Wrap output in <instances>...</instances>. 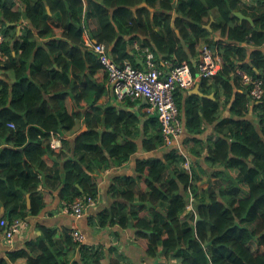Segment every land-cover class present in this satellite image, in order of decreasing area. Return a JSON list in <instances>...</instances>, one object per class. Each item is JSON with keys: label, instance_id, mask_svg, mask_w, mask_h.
<instances>
[{"label": "trees", "instance_id": "16d2710c", "mask_svg": "<svg viewBox=\"0 0 264 264\" xmlns=\"http://www.w3.org/2000/svg\"><path fill=\"white\" fill-rule=\"evenodd\" d=\"M17 1L20 10L0 0V54L5 55L0 61V206L6 219L39 214L45 199L52 197L38 191L39 174L57 169V158L64 153L49 148L50 133L65 134L82 118L88 128L75 136L73 157L63 156L62 178H57L59 197L69 203L88 194L97 200L92 174L121 166L138 151L133 140L141 131L134 135L132 129L139 127L140 119L112 105L97 104L107 97L106 73L101 81L95 79L101 67L81 45L92 21L96 27L87 29L91 39L107 46L120 64L131 57L134 42L173 65L187 62L175 59L181 40L188 43L190 53L194 45L199 51L204 45L218 47L222 68L212 83L203 78L201 86L221 94L234 118L229 133L217 130L221 138L208 148L206 159L218 171L206 181L204 171L191 166L189 172L184 158L168 150L162 158L139 161L137 176L116 190L121 204L89 218L90 225L131 230L150 264H264V98L246 107V91L234 75L241 68L264 82V0L253 1L252 22L234 15L238 0H176L174 19V0ZM213 12L219 17L209 36L202 21ZM50 20L59 26L60 40L47 23ZM155 27L162 32H155ZM41 39L46 40L42 46ZM251 43L250 48L244 46ZM9 69L14 78L5 74ZM72 72L75 77L70 80ZM195 101L190 96L185 103L183 135L197 136L202 123L216 119L218 100L204 99L202 106ZM250 109L254 121L248 118ZM143 127L148 139L141 140L142 150L162 148L158 118L154 115ZM120 137L131 140L121 143ZM189 140L199 144L195 137ZM189 203L191 211L186 208ZM59 237L57 231L44 229L25 249L0 258V264H69L62 249L55 248ZM63 240L65 246L74 244L66 232ZM74 246L80 258L71 264H128L113 254L115 246L106 255L101 246Z\"/></svg>", "mask_w": 264, "mask_h": 264}, {"label": "crops", "instance_id": "0c3cea01", "mask_svg": "<svg viewBox=\"0 0 264 264\" xmlns=\"http://www.w3.org/2000/svg\"><path fill=\"white\" fill-rule=\"evenodd\" d=\"M9 3L15 4L14 9H21L22 4L17 0H6ZM239 4L238 7L235 9L234 13H238L239 15H242L246 18H251V6L254 4V0H238ZM19 2V3H18ZM175 5L176 0L173 2V12H172V18H175ZM151 15L153 14V11L150 10ZM217 13L213 12L208 17L204 18L202 21L203 28L207 31V34L209 36L213 33L212 26L218 20ZM173 18V19H174ZM252 20V19H251ZM92 22V21H91ZM89 23V27H87L88 30L94 29L96 26L94 22ZM50 28L55 30V37L59 39L60 32L58 27L54 22L47 21ZM92 25V27H91ZM85 34L82 38V47L84 50L91 53L90 47H86L84 42L86 40H91V36L88 33ZM96 30V29H95ZM155 32H162V29L155 27ZM20 32V28H17V34ZM214 35V34H213ZM212 35V36H213ZM53 38V37H52ZM60 40V39H59ZM46 40L41 39L38 40L39 45H43V43ZM48 41V40H47ZM182 43L178 45L181 46V52L176 56L177 58L181 59L182 61L187 60V62L183 64H187L188 67L191 68L192 73L196 76V66L200 59V52H199V46L194 45V53H190L189 45L188 43L184 42V40H181ZM137 43V42H135ZM133 46V45H132ZM177 47V48H178ZM132 51H130V58L127 60L130 62V64L136 68H144V56L143 53L135 49L134 47L130 48ZM150 49V48H149ZM264 49V47L262 48ZM92 54V53H91ZM93 55V54H92ZM112 55V54H111ZM94 56V55H93ZM114 56V55H113ZM112 56V57H113ZM175 56V55H174ZM95 58V57H94ZM161 58V56H159ZM5 59V55L2 53L0 54V61ZM164 61L167 62L166 57L161 59H156L155 62L159 64L160 66L163 65ZM163 62V63H162ZM14 71L12 69L6 70L5 74L8 75L9 78H14L13 75ZM104 71L101 69L95 76V79L97 81H101L104 75ZM75 77L74 73H70V80H73ZM210 82L207 84L212 83V80H209ZM10 83V82H9ZM60 85V84H58ZM67 85H65L66 87ZM63 87V88H65ZM105 88L107 92V97H104V99H101L97 102V104L101 107L106 106L107 104L114 106L118 111L123 112H130L135 114L138 119H140L139 127L133 128L132 133L135 135V132L138 131L140 134H138L137 140H133L138 144V151L131 156V158L124 163L121 166H110L105 170L94 172L92 174V178L95 179L97 184V203L94 208H90L87 213L84 215L82 219L79 221H74L73 218L65 212V206L64 202L65 200L59 197V187H57L58 177L62 178V165H63V156H66V158H72L73 157V151L71 150L74 138L76 135L80 134L82 131H86L87 125L83 121V118L79 121H76L75 128L67 133L64 134L65 140L63 141V149L64 153L61 155V157L58 159L57 162H59V166L57 169L50 168L48 170V175H40V185H39V192L40 194H43L45 192H49L52 197L45 199V206L43 210L39 214L36 215H29L25 218L27 226H25L17 235H15L12 239V242L10 244L5 242V230L0 227V258L6 256L11 251H18L21 249H25V245L28 243L34 242V239L39 237L44 229H51L57 231V237L56 241H59V243L56 245L55 248L62 249L64 252L65 259L68 261L69 264L73 262H78L80 258V251L78 247L73 246H65L63 245L64 240V234L65 232L69 234V230L73 225H76L78 229L85 234L86 241L85 244L88 246H101L103 254L106 255L109 253V250L112 246L116 247V251L113 252V254L116 256V258L120 259L122 262L125 261V263L128 264H150L151 262L146 259L137 245V242L134 237V233L127 229V230H121L117 226L112 228H99L97 225H90L88 222V219L91 217H95L100 212L107 210L108 208L112 206H119L121 204V199L118 195H116V190L123 188L121 185L124 183V181L127 178H132L137 176V172L135 169L136 164L139 161L142 160H150V159H156V158H162L164 153L168 150H176L178 147H180L185 153L188 154L189 157V164L194 167L197 166L201 171H204L206 174L202 177V181H206L207 177L210 176L212 173L217 172L218 168H214L211 166L206 157H207V151L209 146L212 144V142H215L216 139L221 138L220 133L217 131L219 130L222 133H229L230 128V120L233 117V115L229 112V107H227L224 104V97L221 94H216V91L214 89L206 88L201 86V80L196 78L195 84L192 89L186 91L178 90V93L176 94L175 100L179 102V106L177 103V106L179 108V115L178 118H180L185 125V115H184V106L187 102L188 98L190 96H195L196 101L199 106H202L204 104V99H208L211 101L218 100L220 107L216 113V119L214 122H204L201 125L202 132L201 134L197 136H189L181 135L180 139L178 140L179 146L174 144L172 148H165L164 146L162 148L156 149V151L152 152H146L145 150H142L141 146V140L148 139L145 137V134L143 132L144 130V123L147 122L150 118L154 117L151 116L147 112V103L145 99H140L137 101H131L128 103H116L113 99V96H111V93H109V87L106 84L105 81ZM206 90L207 92H205ZM241 92V89H238V92ZM50 94V93H48ZM50 95H45L46 98H48ZM207 96V97H206ZM248 118L252 119L254 121V116L251 112V109L249 113L247 114ZM98 129V128H97ZM148 131H151L152 133H155L151 128L148 127ZM188 135V136H187ZM136 139V136H134ZM195 137V140L198 143H194L192 140L186 141L187 139ZM124 139V137H120L119 141L121 143L125 141H130ZM192 152L197 153L198 155L195 156L192 155ZM58 154V153H57ZM55 175V176H54ZM54 176V177H53ZM26 207L29 209L30 207V199L29 196L26 195ZM7 212L4 210L2 206H0V220L6 218ZM95 220V218H94ZM113 233H117L118 237L115 238ZM84 244V245H85ZM29 248V249H33ZM113 254L110 256L113 257ZM108 256V257H110ZM107 257V258H108Z\"/></svg>", "mask_w": 264, "mask_h": 264}, {"label": "built area", "instance_id": "2783aa9c", "mask_svg": "<svg viewBox=\"0 0 264 264\" xmlns=\"http://www.w3.org/2000/svg\"><path fill=\"white\" fill-rule=\"evenodd\" d=\"M87 34L85 30L83 36ZM3 43V36L0 33V46ZM85 46L90 47L101 69L106 73V84L109 87V93L113 96L116 103H123L127 100L137 101L145 99L147 103V112L151 116H156L160 123V135L165 148H172L177 143L184 131V122L178 118L179 111L175 103V91L180 89L188 91L193 88L196 78L203 80L206 78L212 80L221 70V58L218 47L212 48L208 45L202 46L200 59L197 63L196 76L192 73L187 64L173 65L164 61L163 65L155 62V56L152 50L147 46L138 43H132L134 47L144 56V68H136L128 60L122 63L116 62L115 58L109 52V48L103 43L86 40ZM245 47H251V44H244ZM239 79V84L244 88L247 95L246 107H253L259 104L264 98V82L256 76L247 73L241 68L234 72ZM9 127L14 125L8 123ZM63 133H50L47 145L56 153H61L64 149ZM178 154L184 158L183 167L190 172L189 157L180 147L176 149ZM97 200L92 196L83 195L72 202H64L65 212L68 213L74 221H79L84 217L90 208L96 206ZM188 210H192V205H187ZM25 226V218H6L0 220V227L5 230V242L10 244L15 235H17ZM69 236L75 244H82L85 241V235L73 225L69 230Z\"/></svg>", "mask_w": 264, "mask_h": 264}, {"label": "water", "instance_id": "95a60500", "mask_svg": "<svg viewBox=\"0 0 264 264\" xmlns=\"http://www.w3.org/2000/svg\"><path fill=\"white\" fill-rule=\"evenodd\" d=\"M234 15L240 19V21H248V22H252L251 18H246L243 17L242 15H239L238 13H234ZM207 97V96H206ZM93 103V102H92ZM91 103V104H92ZM199 220V217H197V221Z\"/></svg>", "mask_w": 264, "mask_h": 264}, {"label": "clouds", "instance_id": "9594fccd", "mask_svg": "<svg viewBox=\"0 0 264 264\" xmlns=\"http://www.w3.org/2000/svg\"><path fill=\"white\" fill-rule=\"evenodd\" d=\"M189 167L191 168V165L189 164ZM188 205V204H187ZM186 208H187V206H186ZM189 211H191V210H189ZM83 235H85V234H83ZM85 241H86V237H85ZM85 241H84V243H82V244H76V245H84L85 244ZM73 242V241H72ZM74 243V242H73ZM75 244V243H74Z\"/></svg>", "mask_w": 264, "mask_h": 264}, {"label": "rangeland", "instance_id": "374dc122", "mask_svg": "<svg viewBox=\"0 0 264 264\" xmlns=\"http://www.w3.org/2000/svg\"><path fill=\"white\" fill-rule=\"evenodd\" d=\"M252 248L254 249L255 247H254V246H252Z\"/></svg>", "mask_w": 264, "mask_h": 264}]
</instances>
